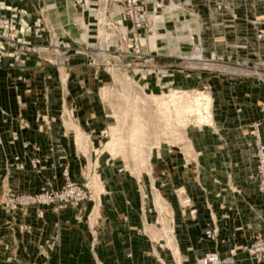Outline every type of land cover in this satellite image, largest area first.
<instances>
[{"label": "crops", "instance_id": "0c3cea01", "mask_svg": "<svg viewBox=\"0 0 264 264\" xmlns=\"http://www.w3.org/2000/svg\"><path fill=\"white\" fill-rule=\"evenodd\" d=\"M245 1L189 0L197 16L189 14L188 10L161 12V23L157 24V28L165 33L164 38L159 41L160 53L167 55L170 49L176 46L186 48L191 39L196 38V35L191 36L186 31L189 29L185 26L171 28L174 20L182 19V23L190 21L198 24L197 36L202 38L200 40L206 56L225 54L238 60L263 58L264 45L257 44L255 30L247 23L248 14L240 13L235 18L229 9H216L217 3H232V11L235 12L236 6L248 5ZM0 2L3 6H16L22 10V24L33 23V12L36 11L39 0ZM49 2L51 3L48 13L52 25L58 29L63 26L69 33H75L72 22L78 18L79 8L70 0ZM70 3L74 11L69 8ZM151 8L149 3L148 9ZM3 13L9 14V11L3 9ZM167 27L170 29H166ZM69 71L67 87L70 92L69 99L78 105L76 116L89 125H104L107 119L98 99L92 94L96 85L102 81L101 78L94 77L95 68L84 59L73 57ZM204 74L203 82L210 81L213 93L217 94L214 104L217 125L221 129L232 130L233 135H230L229 140L213 137L214 135L211 139H205L201 143L202 146H197L198 163L201 167L199 171L195 174L189 167L182 165L177 174L166 181L152 174L138 181L139 177L125 172L120 162L100 160L97 171L100 187L92 194L95 203L92 205V201H88L83 212L85 219L92 206L97 205V223L92 226L84 219L78 220L77 210L71 206L59 213L44 207L42 217L37 215L35 209L30 208L27 216L19 219V225L28 224L32 228L31 232L21 233L19 238L25 259L32 258L35 262L45 264H96V259L101 260L103 264H195L196 258L207 252H218L224 256L234 248L238 264H251L241 246L255 232L264 231V194L254 185L246 184L240 194L223 191L221 197H216L214 191L217 186L212 185L211 178L217 176L225 183L226 174L232 172L233 181L238 183L251 170L252 150L242 146L240 137L248 132L245 130L247 122L254 114L259 115L258 106L264 98V88L257 89V83L246 80H209ZM59 80L56 68L39 66L35 62H30L22 68L0 67V146H3L0 149V166L18 158L26 160L22 151L16 149V146H23L24 141L38 143L42 148L41 154L49 153L50 144L57 145V148L62 147L49 153L48 160L43 163L42 175H38L35 180L23 173L17 180L12 177L17 189H30L34 187V183H39L42 177L44 181L53 176L61 178L59 157L65 154L71 160L70 177L83 182L78 171L84 159L76 154L68 138L64 137L59 121L55 120L50 129L35 121L38 113H47L58 119V88L61 86ZM45 90L48 91V102L44 98ZM88 127L91 129L93 126ZM11 133L19 136L15 142H11ZM196 180L206 187L205 192L201 191ZM59 185L60 179L59 182L55 181V186ZM179 185L184 186L192 198L196 208L195 217L188 209L181 211L173 194V188ZM145 190L146 201L143 198ZM158 197L173 211L174 249L165 237L157 235V232L161 233L156 230L155 225V202ZM222 204L232 206L228 217L225 216ZM6 221L4 219V223ZM211 227H216L218 231L214 239L207 238L204 234L205 230ZM4 228L9 231L11 226L7 224ZM91 231L96 239L95 247L91 246ZM55 236L58 237L59 244L44 253L42 246Z\"/></svg>", "mask_w": 264, "mask_h": 264}, {"label": "rangeland", "instance_id": "374dc122", "mask_svg": "<svg viewBox=\"0 0 264 264\" xmlns=\"http://www.w3.org/2000/svg\"><path fill=\"white\" fill-rule=\"evenodd\" d=\"M50 3L49 0H39L37 5V8L40 6L45 8L44 15L47 17L49 26L52 24L48 13ZM245 3L248 5L236 6L235 12L232 11V8H234L231 5L232 3L229 5L225 4L227 6L223 9H229L231 15L235 18L240 13L244 14L245 12V14H248L247 23L255 30L254 37L257 44L263 46L264 0H246ZM240 8H242L241 11L239 10ZM181 21L183 20H174L171 23L173 25L171 28L175 29L179 26H185L187 29V25H189V30L186 31L191 36L196 35V38L191 39L186 48L172 47L167 55H163L159 51V41L164 38L163 33H165L164 30H158L157 28V24L161 23V20L159 19L155 23L152 22L150 24L151 27H154L152 36L154 33L160 36L154 40V48H156L157 53L156 55L153 54V59L149 60V63L144 61L145 56L134 54L131 47L134 43V37L131 32H125L126 35H117L116 38L113 37L107 40L109 48L113 52H108L104 60L95 59L96 62H102L101 64L98 63L99 65L90 64L87 57L74 56L84 59L88 64L92 65L95 68L94 77L102 80L96 85L92 94L98 99L104 117L107 119L104 125L95 123L89 125L78 118V115L76 116L78 105L74 100L69 99L70 92L67 85H61V83L58 88L60 96L58 119L49 116L47 113H38L36 115V123L48 129L52 127L55 120L59 121L64 137L68 138L76 154L81 156L82 160L84 159L78 171V175L83 179V182L80 183H84V178L89 179L90 183L88 185L91 186L93 193L98 191L97 189L100 187L97 181V171L99 161L102 159L106 162H120L125 172L135 177L137 176L136 178L139 177L138 181L140 179L142 181L145 176L151 174L162 177L166 181L177 174L176 172L180 170L182 165L189 167L195 174L199 171L198 169L201 167L198 163L197 146H202L201 143L205 139H211V136L214 135L213 137L217 136L218 138L229 140L230 135H233L232 130L221 129L217 125L214 110L217 94L213 93L210 81L203 82L204 73L209 80L213 78L235 82L246 80L257 83L259 86L257 89L264 88V57L256 60H238L231 55L225 54L206 56L203 53L202 41L200 40L202 38L197 36L199 31L198 24L190 21L185 22V20V23H182ZM126 24L129 26L130 31V25ZM54 28L59 34L69 33L63 26L59 29L58 27ZM166 29L170 28L167 27ZM74 30L75 33L69 34L78 37L81 30L75 24ZM111 31L112 29L109 30V32ZM146 34L148 35L149 33L146 32ZM195 45L201 46L202 55L205 58V61L199 64L191 60L193 55H195ZM116 48L118 52L115 51ZM143 64H151L150 66L153 67L150 69ZM62 73L69 78V69L64 70ZM82 106L84 105L82 104ZM258 110L259 115L254 114L253 118L245 126V130H248V132L240 137L243 143L242 146H247L248 149L252 150L251 168L256 165L255 147L262 146L264 148V98L260 100ZM88 126L93 127L90 129ZM76 128L79 131H76ZM18 137L16 133H11V142H15ZM30 144L32 146H29ZM1 148L3 146H0ZM58 148L59 150L60 148L62 149L60 146ZM58 148L57 145L54 144L52 146L50 144L48 146L49 153L54 152ZM16 149L22 151L21 153L26 160H21L17 156L16 158L18 159L7 161L5 166H0V264H45V262H35L32 258L27 260L23 256V245L19 239L20 234L31 232L32 228L28 224L22 223L19 225V219L26 217L30 208L35 209L37 215L42 217L44 207L59 213L70 206L67 205L57 210L54 205H28L23 201L17 200L16 206L13 208L9 202H6L4 195L8 190L18 196L24 192L36 193L41 189L50 190L59 187L66 177L71 176V160L67 154L59 157L61 163L59 186H55V181L59 182L58 177L53 176L45 181L44 177H42L43 179H40L37 184L34 183V187L30 189H17L14 187L12 177L17 180L23 173L27 174L26 177L29 175L31 180H35L38 175H42L43 163L48 160L49 153L41 154V146L36 142L29 143V141H24L23 146H16ZM18 154H20L19 151ZM35 159L39 160L37 166L33 165V160ZM219 179L217 176L211 178L212 185L217 186L214 191L216 197H221L223 191H229L234 194L235 192L232 191L234 188H240L238 193L240 194L246 184L253 185L251 182H244V177L241 182H238L239 184L235 183L232 172L226 174L225 183H222ZM196 182L201 191L205 192L206 187L198 180ZM181 191H185L183 194L190 198L191 205L187 207L190 213L193 207V200L184 186L179 185L173 188L174 197L180 209H182L181 211H183L181 204L185 196L180 193ZM143 198L144 201L147 200L146 190ZM88 201H92L93 205L95 198H90L75 207L71 206L77 210V218L80 221L84 219L83 212L86 209L84 206H86ZM97 212L98 206H92L84 219L85 222L94 226L99 218ZM165 214L172 218L169 224L173 227L174 239L175 220L173 211L169 206ZM195 214L193 213L192 215L195 217ZM4 219L7 220L6 223H4ZM7 224L11 226L9 231L4 228L5 226L7 227ZM155 225L156 230L161 231L162 225L159 222L158 208ZM91 232L93 234L91 246L95 247L96 239L94 232ZM157 235L162 236V233L158 234L157 232ZM58 240L57 236L53 237V240L50 238L42 246L41 250L44 253L49 252L54 246L59 244ZM171 248L173 247L171 246ZM96 264L103 263L101 260L96 259Z\"/></svg>", "mask_w": 264, "mask_h": 264}, {"label": "built area", "instance_id": "2783aa9c", "mask_svg": "<svg viewBox=\"0 0 264 264\" xmlns=\"http://www.w3.org/2000/svg\"><path fill=\"white\" fill-rule=\"evenodd\" d=\"M70 1L79 8L80 12L78 18L72 22L73 26L75 24L81 30L78 37L67 32L59 34L52 24L49 26L47 17L44 15L46 10L43 6L36 9L32 24H22L23 22L20 20L23 11L16 6H3L0 2V67L22 68L30 62H35L39 66H51L58 71L61 85H67L68 77L62 72L69 69L70 62L75 55L87 57L92 65L101 64V61L96 62L95 59L104 60L108 52H113L110 50L107 40L131 32L134 37V43L131 46L134 54L145 56L144 61L149 63V60H152L157 53L156 48H154L155 43L152 45L150 41L154 31V27H151L150 24L160 19L161 12L188 10L189 14L197 16L189 0ZM149 3L152 5L151 9L147 8ZM226 6L217 3L216 9L222 10ZM3 9L8 10L9 14L3 13ZM126 23L130 25V31ZM110 29H112L111 32H109ZM146 32L149 34L147 35ZM194 49L195 55L191 60L197 64L204 62L205 58L202 55L201 46L195 45ZM143 65L150 69L153 67L150 66L151 64ZM47 90L44 91L46 102H48ZM255 148L256 165L251 168L247 176H244L243 181L251 182L264 194V148L262 146ZM38 162V159L33 160V165L37 166ZM89 183L87 178H84V183L81 184L71 177H66L62 185L55 189H41L36 193L24 192L18 196L8 190L4 198L13 208L16 206V201L20 200L28 205H54L55 209L60 210L67 205L75 207L92 198L93 190L88 185ZM232 191L235 192L234 194H238L240 188H234ZM183 192L185 193V191L180 193L186 198L184 197L181 205L185 210L191 204L190 198ZM221 206L225 209V214L232 210L230 205L222 204ZM190 213H196L194 206ZM217 233L216 227L208 228L204 232L205 236L210 239L216 238ZM241 250L251 264H263L264 231H257L252 234L241 246ZM175 264L181 263L175 262ZM195 264H238L236 249L232 248L224 256L218 252H207L196 258Z\"/></svg>", "mask_w": 264, "mask_h": 264}, {"label": "bare ground", "instance_id": "6f19581e", "mask_svg": "<svg viewBox=\"0 0 264 264\" xmlns=\"http://www.w3.org/2000/svg\"><path fill=\"white\" fill-rule=\"evenodd\" d=\"M69 8L74 11V8L71 5V3L69 4ZM188 28L189 27L187 26V29ZM158 36H160V35H158L157 33H154V35L150 38L152 45L154 44L155 38H157ZM174 92H183V91H174ZM76 131H79V129L76 128ZM155 203H156V206H157L158 211H159V222L162 225V227L160 229L162 236L165 237L167 239L168 244H170V246L173 247V244H172L173 243V227L169 224V222L172 220V218H171V216L168 217V215L165 214V211L168 208L167 203L165 201H163V199L161 197H158L156 199Z\"/></svg>", "mask_w": 264, "mask_h": 264}]
</instances>
